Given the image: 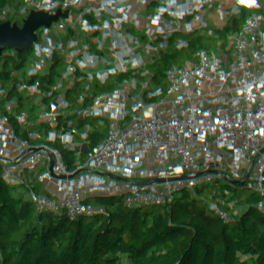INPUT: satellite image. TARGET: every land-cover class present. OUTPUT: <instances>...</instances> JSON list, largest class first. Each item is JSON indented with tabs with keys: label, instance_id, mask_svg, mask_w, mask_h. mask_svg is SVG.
Here are the masks:
<instances>
[{
	"label": "built area",
	"instance_id": "2783aa9c",
	"mask_svg": "<svg viewBox=\"0 0 264 264\" xmlns=\"http://www.w3.org/2000/svg\"><path fill=\"white\" fill-rule=\"evenodd\" d=\"M71 2L65 12L62 0H12L0 20V140H28L0 156V207L15 206L0 218L12 224L0 254L21 249L0 264H48L26 249L33 241L61 249L65 264H264V97L252 111L193 105L177 63L129 36L114 0ZM25 9L31 22L12 27ZM205 92L215 94L213 82ZM201 139L184 176L155 179L125 198L124 217L113 212L106 196L121 183ZM87 200L70 220H48ZM36 211L38 232H51L30 241Z\"/></svg>",
	"mask_w": 264,
	"mask_h": 264
},
{
	"label": "trees",
	"instance_id": "16d2710c",
	"mask_svg": "<svg viewBox=\"0 0 264 264\" xmlns=\"http://www.w3.org/2000/svg\"><path fill=\"white\" fill-rule=\"evenodd\" d=\"M35 4L45 0H33ZM99 1V0H96ZM245 9L241 14L230 16L226 12L213 13L212 18H190L198 28L208 32L206 38L182 25H174L171 28L162 25H153L145 22L134 0H114L113 15L117 22L126 21L128 34L135 41L146 44L148 47L158 50L168 60L175 61L181 70L182 82L189 89L190 103L204 106L207 110L213 105L216 110H226L245 105L249 110L250 102L256 97H264V27L258 29V24L264 21V0H243ZM12 0H0V20L4 14V8ZM65 12L73 10L71 0H62ZM166 6L169 0H165ZM168 7V6H167ZM190 9L210 14L211 10L203 5L190 4ZM30 9H25L23 15L13 24L14 28H23L33 19ZM165 16H170L166 12ZM235 73L245 77L246 85L242 88L228 86L223 77L231 79ZM132 80L139 81L150 93L163 91L149 85L142 75H129ZM29 79H36L34 75H28ZM213 82L215 94L208 96L205 92L206 85ZM252 111V109L250 110ZM208 112L207 117L210 118ZM264 121V112L258 113ZM221 135L220 140H224ZM205 140L201 139L198 147L189 148L181 157L173 158L171 164L148 163L145 165L147 174L141 179L129 178L121 183V187L112 194L107 195L108 201L113 206V212L124 217L123 201L131 194L143 193L151 189L155 179L161 177L170 179L186 174L187 165L191 160L200 156ZM229 147L230 145L227 144ZM92 201L71 204L64 212L53 211L48 220L53 224L70 220L80 211L89 208ZM13 199H9L7 206L0 207V218H7L14 212ZM41 212L36 211L31 218L25 220L27 239L33 240L46 237L51 228L44 226L43 231L38 232L41 223ZM33 222V223H32ZM12 224L0 227V234H7ZM28 250L38 260H43L47 254L50 256L48 264H65V256L57 247L42 248L37 242L27 244ZM21 249L16 255L0 254L2 263L19 257Z\"/></svg>",
	"mask_w": 264,
	"mask_h": 264
},
{
	"label": "rangeland",
	"instance_id": "374dc122",
	"mask_svg": "<svg viewBox=\"0 0 264 264\" xmlns=\"http://www.w3.org/2000/svg\"><path fill=\"white\" fill-rule=\"evenodd\" d=\"M142 19L153 25H162L171 28L174 25H182L193 29L197 35L206 38L208 32L198 28L194 23L188 21L190 18H212L215 12H226L230 16L241 14L245 9L243 0H169L168 7L165 0H134ZM190 4L203 5L211 10L210 14L204 16L202 13L190 9ZM170 16H165V13ZM196 118V117H195ZM143 168V165H136ZM33 223V222H32Z\"/></svg>",
	"mask_w": 264,
	"mask_h": 264
},
{
	"label": "water",
	"instance_id": "95a60500",
	"mask_svg": "<svg viewBox=\"0 0 264 264\" xmlns=\"http://www.w3.org/2000/svg\"><path fill=\"white\" fill-rule=\"evenodd\" d=\"M223 79L228 86H237L241 81L245 80V77H243L240 73H235L231 79H227L226 77H223ZM27 143L28 140H22V141L19 139H16L14 141L0 140V156L2 155L8 156L11 152L16 151L19 147L24 148L27 145Z\"/></svg>",
	"mask_w": 264,
	"mask_h": 264
}]
</instances>
